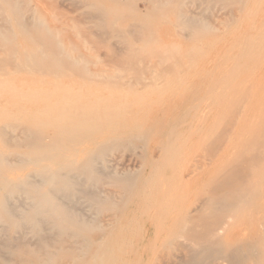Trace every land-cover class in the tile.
<instances>
[{
  "label": "bare ground",
  "instance_id": "1",
  "mask_svg": "<svg viewBox=\"0 0 264 264\" xmlns=\"http://www.w3.org/2000/svg\"><path fill=\"white\" fill-rule=\"evenodd\" d=\"M116 1L117 3L121 2V0ZM129 1L131 0L126 2L129 3ZM152 1L157 10L155 12L162 11L159 14L164 13V15L167 10L166 6L171 3L175 4L180 9L178 11L179 17H176L177 20H181L180 25L186 22L185 26L191 23V25L195 24L196 28L197 24L202 23L201 21L206 18L201 9H186L187 0ZM198 1L200 2V0ZM207 1L208 3H215L219 0ZM222 1L224 0H221V3ZM225 1L232 7L229 11L232 22L236 21V17L242 9L241 7L250 1V36L245 38L246 41L240 45V52L236 55L237 57L234 55L236 59L233 58L231 67L226 68L224 66L226 69H222L223 67L221 69L215 68L214 70L219 69L216 73L213 70V73L217 75H211V77H209L210 74L208 75L209 80H212L213 83L208 85L203 97L198 96V89H195L196 92H193V95L191 94V99L195 95L200 100L195 101L193 99L194 101L191 100L193 101L192 104L186 101L189 106L182 101L185 107L179 108V111L176 110L177 106L172 102L166 107L164 110L166 113L163 114L169 116L170 113L176 112L174 114L176 119L172 122V127L179 124L175 125L178 119V121H182L183 117L186 118L185 115L187 117L190 115L195 119V117L197 118V111L207 112L208 110L209 112L207 108L211 105L216 106V114L220 115L219 117L215 114L218 122L222 118L220 119V128L218 126V129L216 128V131H214L216 134L212 133L211 135L213 136L211 145L214 148L213 151L223 150L227 158L224 164H220V169H216L218 174L216 176L212 175L214 176V178L210 177L212 180L209 178L211 182L207 194L201 195L205 192L201 190V193L199 190V198H196L195 203L187 209L186 202H189L187 201L190 196L189 193L188 197L186 196L187 199L185 198V202L181 197V192L175 194L177 193L176 190L174 193L171 190L160 188L162 182H166V178H169V172L178 165L180 166V158L185 157L182 154L185 139L180 145L182 139L179 140L181 136L178 135L179 132H184L180 130L183 129L185 124L179 125V132L176 128L171 129V127L168 130H162L164 127L160 129L162 132L159 134L158 141L160 146L166 148V151L162 149L164 153L161 154L162 156L165 154V156L163 159L160 155L159 158L163 160L162 162L159 161V164H157L158 158L156 159L157 166H154L155 170H152V172L150 170L149 175L142 176L136 172L142 177H134L136 174L117 172L109 158L111 152L116 148L119 149V146H129L136 142V139H147L145 137L147 134L142 128L144 123L140 120V116H136L140 111H136L137 114L132 111L135 104L140 103V100L135 98L140 94L136 86L133 85L135 83L130 81H132V78L134 80L140 78L135 79L129 74L131 78L129 77L130 79L126 80L128 83H116L117 79L122 81L123 78L111 76L107 79L116 81L114 83L110 82L107 87L99 88L100 85L93 88L87 87V89L79 92L74 91L71 88L72 86L69 87L71 84L63 86L65 83L63 85L57 83V85L51 84L54 86L51 87V85H47V80V84L43 83L44 79L41 81L39 76L47 71H51L49 73L58 72V76H60V72L67 74V71H73L77 72L76 74H83L86 77L85 79H90L92 73L87 64H82L77 58L64 54L62 44L54 37L55 34L53 35L49 27L40 18L36 17L29 0H0V5L4 8V17L11 23L16 24V28L18 27L20 30L19 33H22L27 42L30 43V49L34 51L32 55L27 57H19L18 52H21L22 45L18 42L16 28L0 26V264H148L146 247L155 243V240L159 237L163 240V246L174 241L179 243L177 253L174 257L164 260L163 263L165 264H264V113L263 108L260 110L262 101L257 99L258 93H253L262 87L261 84H264V0ZM122 3L125 4L123 1ZM101 8H99V12L97 11L98 8H96L97 10L94 8L95 11L92 16L102 24L110 13L102 11ZM163 8L166 9L165 12ZM175 10L177 11V9ZM205 12L207 13V11ZM116 13L115 10L113 15L115 16ZM125 13L123 14L125 15ZM150 16L152 17L151 14ZM125 17L129 18L127 13ZM131 18H136L137 21L139 19L144 20L141 11L140 13L137 12L136 17ZM206 20L204 22H207ZM104 23L106 22H103V27L94 26V32L97 28H103L111 33L109 31L111 25L107 26L111 23H107L105 26ZM129 24L131 23L129 22ZM136 26H131L132 29H128V32L137 35L141 33L138 38L143 37L144 41L148 34L145 30L146 26L145 28L142 26L144 33H142L143 31L140 32L141 26L139 28ZM185 28H188V26ZM201 28L195 30L192 27L193 31L200 34L204 32V30H201L205 27ZM98 29L96 33H98ZM192 29H188L190 33H194ZM198 30L201 32H198ZM206 30L205 28V32ZM102 31H99L101 35L103 34ZM150 33L148 36H150ZM98 34L95 35L98 36ZM126 35L128 34L122 37L125 40L124 42H122L123 40L120 41L121 36L119 34L117 36L120 38L116 34L115 37L116 40L119 39L117 40L119 44L124 45L122 52L127 47L128 54H130L131 49L129 48L132 45L128 40L132 37V34H129V37H126ZM100 38L103 39L104 37L101 36ZM138 38L137 40H139ZM242 38L244 39V37ZM102 39L101 42H103ZM133 39H131L132 42ZM101 42H97L98 46L101 45ZM234 44L231 46L234 47ZM102 45L105 46L104 43ZM110 46L113 47L109 48L113 49L115 55H112L114 58H110L114 60L119 52L122 59H115L117 60L115 63L117 65L123 64L120 60L126 63L128 60V58L127 60L124 58L126 53L122 54L121 49L117 51L119 47L117 45ZM139 48L137 49L139 50ZM235 48L232 49V52L235 51ZM230 51L227 55L229 57L232 53ZM131 53L132 56H138V52L137 55L132 51ZM153 54H155L154 50ZM163 54L162 52L161 55L158 54L159 61L162 60L161 56H164ZM166 55L169 56V53H166ZM150 56L152 58L153 55ZM133 57H131L132 59L129 57L130 61L137 59L139 56ZM163 58L165 59V57ZM227 61L230 62L229 59ZM125 63L123 66L128 67L130 65L128 70L126 69L127 73L131 72L132 64L128 63L129 65H127ZM164 64L163 62V68L166 67ZM123 66L120 65L119 67L125 70ZM169 67L172 66L169 65ZM142 70L146 72V69ZM123 72L121 73L123 74ZM165 72L167 73V71ZM171 72H174V70ZM174 73L173 75H175ZM165 74L163 75L166 76ZM49 75L51 76V74ZM173 75L169 78L173 77L174 79L175 77L174 80H176L178 76ZM68 77L70 79L69 75ZM94 78L96 77L94 76ZM83 81H81L82 84H84ZM101 81H104V79ZM139 83H141V79L140 82L138 81ZM169 83L167 84L169 85ZM171 84L172 86L178 85L176 81L175 84L173 82ZM202 84H205V82ZM92 85L95 86L93 83ZM86 86H90V84L87 83ZM162 90L164 91V89ZM142 94L143 92L141 96ZM146 94H148V91ZM87 95L91 98L86 99L85 96L87 97ZM174 95L172 96L175 97ZM145 96L147 98V95ZM147 99H150V97ZM196 102L197 106H195ZM142 104L140 107L141 113H143L142 118L147 123L151 109H144ZM151 108L153 107L151 106ZM195 112L196 116L194 115V117ZM132 113L136 114L134 115L138 117L139 121L135 117L137 122L132 125L130 131L131 127L127 126L130 125L127 124L130 121L127 119V115ZM181 113L183 117L180 119ZM202 117L201 120H203ZM135 118L131 116L129 119ZM192 118V122H196L197 119L193 120ZM200 119L199 123L202 122ZM206 121L207 119L205 123ZM213 123L217 124V121L215 120ZM198 124L196 126L194 124L193 127L199 128L200 125ZM188 126L192 127L191 123ZM191 127L188 128L192 129ZM206 128L208 127L206 126ZM148 129L146 127V131ZM193 129L190 131L195 130ZM146 144L144 142V146ZM198 144L200 145V143ZM195 150L197 151V148ZM206 151L210 152L212 148H208ZM189 153L190 151L186 155ZM210 154L213 155L214 152ZM189 156L193 157L192 154ZM225 156L222 158L224 159ZM140 157L144 160L146 156L141 155ZM181 160L183 164V159L181 158ZM178 161L179 164H177ZM188 162L185 160L184 166L186 163L188 165ZM153 164L150 162L151 167H153ZM215 165H213V168ZM180 168L173 170L175 174H172V177H176L173 175H177L176 173ZM141 171L143 174L144 166ZM180 171L183 172L182 169ZM183 175L181 174V178ZM178 176L180 177V175ZM107 179L117 183V185H123L128 191L127 194L129 195L122 198L124 202L121 209H124V212L120 213L121 210H118V213H120L118 217L115 219L106 218L105 220L84 214L82 212L84 207L81 209L83 202L92 207L90 211L94 209L96 211H107L108 209L111 211V208L114 207L117 198L98 189L102 181ZM182 181L184 182L182 184L177 183V186L184 187L186 181L184 179ZM168 182L170 181L167 180L166 184ZM204 182L205 180L202 181V184ZM163 184L165 183L163 182ZM206 184L208 187V182ZM202 186L204 187V185ZM197 188L195 190H198ZM160 189L163 190L161 194L159 193ZM182 189L180 188L181 191ZM184 190L186 191V189ZM181 204H185V207L183 208ZM128 209L130 211L126 212ZM97 213L100 214V212ZM101 215H104V212ZM155 246L156 249L155 251L153 249V251L156 253L162 243L159 247ZM160 250L159 252H162Z\"/></svg>",
  "mask_w": 264,
  "mask_h": 264
},
{
  "label": "rangeland",
  "instance_id": "2",
  "mask_svg": "<svg viewBox=\"0 0 264 264\" xmlns=\"http://www.w3.org/2000/svg\"><path fill=\"white\" fill-rule=\"evenodd\" d=\"M122 1L125 2V4H123V3L121 4ZM126 1L128 2V0H126ZM126 1L121 0L120 3L119 2L117 3L116 0H96V1L95 0H87V2H86V0L85 1L84 0H29V4L33 8L36 17L40 18L49 27V29L51 30L53 35L55 34L54 37L57 40H59L60 43L62 44V47L64 49L63 50L64 54L70 55L73 58H77L79 60V62L82 64H87L90 72L92 73V77L90 79H85L86 77H84L83 74H76L77 72L75 73L73 71H67L68 72L67 74L65 72H60V74H59L60 76L57 75L58 72L57 73H49L51 71H49V72L47 71L45 73L43 72L39 77H40L41 81H42V79H44L45 82H44V80L42 82L45 84L48 83L47 85H51V84L57 85V83L58 84L61 83L63 85L65 83V85H63V86H66V85L69 86V84H71L69 87L72 86L71 88L76 92L87 89V87H89V88H93L96 86L99 87V85H100L99 88H104L105 86L107 87V84H110V82L114 83L116 81V80L107 79V77L111 78V76L112 77H122L123 80L125 81L124 82L123 80L120 81L119 79H117L118 81H116V83H118V82L128 83L126 80L130 79L131 77H135V79L139 77L141 79V83H139V84H138V81L140 82V79L134 80L132 78L131 79L132 81H130V80L129 81L134 82L135 84H133V83L132 84L135 85L136 89L139 91L140 95L135 96V98L139 99L140 103L141 102L143 103V104L142 103L141 104H142L144 109L145 108L151 109L150 113L148 114L149 115L148 122L146 123V121L142 118L143 113H141V110H140V107H141L140 103L137 102L135 104V106L133 107L132 111H135V112L140 111V113L138 112V114L136 112L137 115L135 113L134 114L138 117L140 116L139 117L140 120L143 121L144 127H142V128L144 130L143 129L142 130L147 134V135H145V137L147 139L140 140V139L135 138L137 140V141L136 140L135 141L138 144H134V143H136V142H134V143L130 144L132 147L130 145L129 146H126V145L119 146V149L116 148V149H114L116 151L113 150L111 152V154H110L111 156H109V158L111 160V163H112L114 169L119 173L126 172V173H130L131 175L136 174L134 177H142L145 175H149L150 170H151V172H152V170H155L154 166H157V164H159V161L162 162V160L164 159L163 157L165 156V154L163 156L161 155L162 153H164L163 150L166 151V148H164V146L163 147L160 146L159 141H158V138H160L159 134L162 132V130H166V129L168 130L169 127H171V129L176 128V130H178L177 132H179V130H180L179 125L181 126V125L185 124L184 127L188 130L189 133L182 126L183 129L181 128L180 131L183 130L184 132H179V134H178L179 137L180 136L182 137V138L181 137L179 138V140L182 139L179 143L180 145H181V142H183V140L185 139L183 142L184 145L182 144L183 145L182 146V148H183L182 154L185 155V157L183 155H181V156H183V157H181L183 159V164H182V160L180 158L179 161L181 164H180V166L178 165L179 168L182 167L180 169H182L183 172H181L180 169H178V172H181V173L177 172L176 173L177 175H173V176L177 177L178 175H180V177L179 176L177 178L172 177V174H175V172L173 170H177L178 167L173 168L169 172V175H170V176L168 175L169 178H166V182H167V180H169L170 182L172 181V183L170 184V182H168L166 184V182L163 181L165 184H163V182H162L160 188H163V190H168V191L171 190L174 193L176 190L177 193H175V194H178V192L179 193L181 192L180 193L181 197H182V199H184L185 202L187 199L186 196L189 193L190 198L187 196L188 197L187 201H189V202H186V204H187L186 208L188 209L190 206H192L195 203L194 201L197 200L196 198H199V195H198V194H200V193H198L199 190H200L199 192H201V190H202V192H205V193L201 192L202 193L201 195L207 194V191L209 190L210 182H211L212 178H214V176H216V174H218L217 170L220 169L221 165L224 164V161L227 158L224 155L223 150L218 149L220 151H218V150H217L218 152L213 151L214 148L211 145V140L213 139L212 138L213 136H211V135H212V133L216 134L214 131H216V128L220 125V123H221L220 119H222V118H220L219 122H218V120L216 119V115H217L216 110H215L216 106L211 105V107L213 106L214 108L213 107L207 108V109H209V112H208V110H207V112L197 111L198 112L197 118L195 117L196 112H195V114H193V116L195 115L194 117L197 120L192 118V116H190V115H188L189 117H187L185 115L186 118H184L182 113H181L182 116L180 115V119H181V117H183V119H182V121L181 120L180 121L182 123L180 121H178L179 120L178 119L176 121L177 123H175V125L178 123L179 124L177 126L174 125L175 127H172L173 126L172 122L175 121L174 119H176L174 117V114L176 112L170 113L169 116H166V115H163L164 113H166V112H164V110L166 109L167 106L172 104V102L175 103V105L177 106L176 110L179 111V108L185 107V104L183 106L184 102L187 104V106H189L188 105L189 103L190 104L193 103V101H194L193 99H195V101L200 100L199 97L200 98L203 97V95H204L203 93L207 91L206 89H207L208 85L209 84L211 85V83H213V82H211L212 80H209L208 75L210 74L209 77H211V75L212 76L217 75L214 73H216L222 67H223L222 69H226V68L232 66V61L234 59H236L235 58V57H237L236 55H238V53L240 52V50H239L240 45L246 41L245 38L250 36V1L247 2V4L245 6L241 7L242 9L240 10L239 15L236 17V21L232 22L231 18L229 17V11L232 7L230 5H228L227 1H225V0L222 1V3H221V0H219L218 2H215V3H208L207 0H202V1L200 0V2L198 0H187V5L185 6L186 9H189V10H200L201 9V11L204 13L203 15H206L205 16L206 18L203 19V21H201L202 23H200V22L199 23L197 22L198 24L196 23L198 26V27L196 26V28L200 29L201 27L199 28V26H204L207 29L205 32V28L204 27H202L204 29L201 28L202 29L201 31L204 30L205 34H204V32H202L200 34V33H196L195 31H193L192 27H194V29L196 30V28L194 26L195 24H192L193 25L192 26L190 23V25L192 27L189 25V23L186 24L188 26V28H185V27H187V26H185L186 22L182 23L183 25H180L181 20L180 21L177 20V18L179 17L178 11L180 9L175 4L171 3L170 5H167L166 6L167 10L165 8H163L164 12L166 10L165 15H167V16L165 17L164 13H162L163 16H162V14H159L162 11L161 12H155L157 10L155 9L154 3L152 0H131V1H129V3H127ZM119 4L121 5V7ZM134 4H135V6H134ZM94 8H95V10H97L96 8H98V10H97L98 12H99V8H101V9H103L102 11L110 13L109 16L107 17L106 21H103V22H106V23H104V26L107 23H111V24H107V26L108 25L112 26V27L108 26L109 31H111L112 34L109 33L106 29L105 30L103 28L98 29L100 26L103 27L102 26L103 22L101 24L97 18H94L92 16V13H94V11H95ZM139 9L141 11V15L144 16L143 21H142V19H143L142 17H141L142 19L138 18L139 19L138 21L136 18H134V17H136L137 12L140 13ZM175 9H177V11ZM115 10L117 13L114 16L113 14H114ZM173 10H175L176 12ZM125 11L128 14L129 18L125 17V15H126ZM205 11H207V13ZM123 13H125V15ZM168 13H170V14H168ZM150 14L152 15V17L150 16L151 18L149 17ZM177 14H178V16H177ZM131 17H133L135 20L132 19ZM118 18H120V19H118ZM95 19H97V20L95 21ZM121 20L124 22H122ZM205 20L207 22H204ZM93 22H95L96 24ZM129 22L131 24H129ZM123 23H125L126 26ZM138 23H140V24H138ZM202 24H204V25H202ZM135 25H137L136 26L137 28H139L141 26L140 32L143 31L142 26H144V28L146 26V28H145V30H147L146 32L148 34L151 32L150 36L152 35L151 37L153 39L150 36H148V34H147V36H146L147 40L144 38V41H143V39H142L143 37H142L141 38L142 41H140L141 39L138 38L139 37L138 35H140L141 33L138 35L133 34V32H132L133 30L131 31L132 33H129L128 31L132 29L131 26H135ZM205 25H207V26H205ZM0 26H11L13 28H16L15 23H13V22L11 23L10 21H8L4 17V8H2V6L0 8ZM94 26L98 27L97 29H98L99 34L96 33L97 29H95V32H94ZM119 26H121V27H119ZM113 29L115 30L116 33L114 32ZM119 29H122V30H119ZM150 29H151V31H150ZM188 29H190V30L192 29V31L194 33H190V31ZM16 30H17L16 32H18V35H17L18 42L21 43V45H22V48H20L21 52H18L19 57H21V56L27 57L28 55H32V53L34 51L30 49V47H29V46H31L30 43L27 42L26 38L22 35V33H19L20 30L18 29V27L16 28ZM100 30H103L102 35H101V32H99ZM186 30H188V31H186ZM201 31L198 30V32H201ZM104 32H105V34H104ZM144 32L145 31H143L142 33H144ZM152 32H154V33H152ZM113 33H114V36H113ZM19 34H21V35H19ZM95 34H98V36ZM115 34H116V36L118 34L121 36L120 41L123 40L122 42L125 41L122 38V37H125V34H128V35H126V37L127 36L129 37L130 36L129 34H132L131 35L132 37H130L131 39L136 38L135 40L133 39V42L131 41L130 38L128 40V41H130V43L132 45L130 48L128 47L129 49H131L130 50L131 55L128 54L129 51L127 50V47H126V50L124 51L128 55V56L126 54L124 55V58H126V60L128 58V60L126 62L127 65H129L128 63L132 64V66H131L132 69H130L131 67L129 68L131 70V72L129 71V73H127L128 72L127 70H128V67L130 65L128 67L125 65L123 66V64L125 62L123 60H120L123 62V64H118V65L119 66L122 65L124 67L123 69H125V70H122L115 63V61H117L115 59H117V58L122 59V56L120 55L119 52L117 53L118 56H116L114 60L111 59V58H114L113 56H115V55L113 53V49L111 50V48H109V47H112L110 45H113V46L117 45V47L119 46L118 48L116 47L118 49V50L117 49L116 50L119 51L121 49V52L123 50L122 48H124L123 47L124 45L122 43H120V44L118 43L117 40H119V39L116 40ZM193 34H195V35H193ZM202 34H204V35H202ZM144 35H146V34H144ZM191 35H193V36H191ZM101 36L104 38L103 39L100 38ZM242 37H244V39ZM96 38H98V39H96ZM118 38H120V37H118ZM137 38L139 40H137ZM101 39L103 42H101ZM150 39H152V40L150 41ZM106 40H107V42H106ZM96 41L99 43L101 42V45L99 44V46H98V43ZM145 41H147V42H145ZM102 43H104L105 46H103ZM132 43H134V44H132ZM94 44H96V45H94ZM232 44H234V47H232L233 46ZM125 45L128 46L126 43H125ZM238 46H239V48H238ZM137 48H139V50ZM234 48H235V51L233 50L234 52H232V49H234ZM230 49H231V51H230ZM25 50H27V51H25ZM153 50H154L155 54L157 53V55L153 54ZM157 50L159 53L157 52ZM131 51L133 53H135V55H137L136 53L138 52L139 57L138 56H136V57H138L139 60L137 58L135 60L130 61V59H132L131 57L134 56V55L132 56ZM229 51L232 52L231 53V55L233 54L232 57H231V55H230V57L227 56V55H229V53H228ZM30 52H31V54H30ZM124 52H122V54ZM161 52H162V54L164 52L165 55H166V53L167 54L169 53V56L168 55L165 56L163 54L164 56H161L162 60L159 61L158 60L159 59L158 54L161 55ZM146 53H147V55H146ZM109 54H111V55H109ZM107 55H109V56H107ZM148 55H149V57H148ZM150 55H153L152 58ZM234 55H235V57H234ZM129 57H130V59H129ZM136 57L134 56L133 58H136ZM156 57H158V58H156ZM163 57H165L166 60ZM141 58H142V60H141ZM150 58H151V61H150ZM227 58L230 60V62L227 61L228 60ZM144 61H146V62L144 63ZM162 61L165 63L164 64V66H166L165 68L162 67L163 66ZM154 64H155V66H154ZM169 65H171L172 67H169ZM224 66H226V68H224ZM215 68H219V69L214 70ZM120 69H121V72L124 71L125 73L123 72V74H122L120 72ZM142 69H144V70L146 69V72L143 71ZM162 69H163V71H162ZM172 69L174 70L175 73L171 72V71H173ZM11 70H13V69H11ZM110 70H111V72H110ZM213 70L215 71L214 73H213ZM160 71H162V72H160ZM165 71H167V73ZM173 73L178 76V78L176 80H174L175 77H174V79H173V77L169 78L173 75ZM49 74H51V76ZM117 74H119L120 76ZM129 74L131 77L129 76ZM163 74H165L166 76H164ZM68 75L70 76V79H69ZM81 75L83 78L81 77ZM122 75H124V76H122ZM175 75H173V76H175ZM94 76L96 78L93 79ZM72 79H74V80H72ZM95 79H97V80H95ZM99 79H100V81H99ZM102 79H104V81H101ZM171 79H172V81H171ZM76 80H78V81H76ZM83 80H85V81H83ZM88 80H91V81H88ZM81 81H83L84 84H82ZM166 81H169V82L171 81V82L169 83ZM175 81L178 84L177 86L175 84ZM80 82H81V84H80ZM86 82L88 84H90V86H86L87 85ZM172 82L175 85L172 86V84H171ZM203 82H205V84H202ZM92 83L95 84V86L92 85ZM167 83H169V85L171 84V87ZM74 84H76V85H74ZM77 84H78V86H77ZM53 85H51V87H54ZM83 85L86 87H84ZM183 85H185V86L182 88ZM261 85H262V87L258 88L257 90H255L253 92L254 94L258 93L257 99H261V101L263 103V105H262V103L260 104V106H261L260 110L262 108L264 109V84H261ZM188 86H190V87L188 88ZM48 87H50V86H48ZM167 87H168V90H167ZM162 89H164V91ZM180 89H181V91H180ZM191 89H192V91H191ZM195 89H198L197 91L199 92V94H198L199 97L194 95L193 98L191 99L193 92H196ZM147 91H148L149 95L146 94ZM150 91H151V93H150ZM142 92H143V94L141 96ZM152 92H153V94H152ZM161 92H163V93H161ZM157 93H159L160 95H158ZM144 94L147 95V98L150 97V99H147ZM174 94H177L179 96L174 95ZM172 95H174L175 97H173ZM89 97L91 98V96H89ZM89 97H88V95H87V97L85 96L86 99H88ZM143 97L145 98V100ZM168 99L170 102L168 101ZM191 100H193V101H191ZM203 100H210L211 101L213 99H203ZM160 101L162 102V105H161ZM182 101H183V103H182ZM186 101L189 103H187ZM166 102H167V105H166ZM151 106L153 108H151ZM195 106H197V102H196ZM263 109H262V111L264 113ZM160 110H162V111H160ZM211 110H212V112L210 114ZM205 113L208 115H206ZM134 114L132 113L131 115H127L128 116L127 119L130 120L127 123V124H130V125H127V126L131 127L130 131L132 129V125L135 122L139 121L138 117H136ZM200 115H201V117L203 116L202 117L203 120L200 119L201 118ZM131 116H132V118L136 117L137 121H135L136 118L132 119V120L129 119V118H131ZM214 116H215V118H213ZM217 116L220 117V115H217ZM151 117L152 118L154 117V118L152 119ZM190 117L198 123H199V119H200L203 123L202 122H200L201 124L197 123L198 125H200V127L194 128L197 124H196V122H192ZM205 117H207V118H205ZM169 118L172 120H170ZM206 119H207V121L205 123ZM215 120L217 121L218 125L213 123V121H215ZM189 121H191V122H189ZM156 122H158V123H156ZM168 122H169V124H168ZM190 123H191L192 127L188 126ZM194 124H195V126L193 127ZM213 124L216 126L215 128H214ZM206 126L210 129L206 128ZM146 127H147V129L149 128L148 131H146ZM162 127H164V128H162ZM188 127H191L192 129L194 128L195 130L194 129L193 130L195 132L190 131L192 129H190ZM161 128H162V130H160ZM218 128H220V126ZM204 129H206V130H204ZM127 130L129 131V128ZM203 132L205 135L203 134ZM206 132H207V134H206ZM217 132H219V130H217ZM180 133H184V134L180 135ZM208 133H210V134L208 135ZM192 136H193V138H192ZM154 138L156 139V141H154L155 140ZM207 138H209L210 141ZM188 139H189V141H188ZM143 141L145 142V144L147 142V144L145 145L146 147L144 146ZM198 143H200L201 146ZM196 144L199 146H197ZM191 146H193L194 148ZM207 147L209 149L212 148V151H210V152L206 151L208 149ZM145 148H147V149H145ZM190 148H191V150H190ZM196 148H197V151L195 150ZM198 150H200V151H198ZM189 151H190V153L188 155H186ZM194 152H195V155H194ZM212 152H214L213 155L210 154ZM191 154L195 158H193L192 156H189ZM141 155L142 156L144 155V157L146 156L145 158L143 157L145 161L143 159H141V157H140ZM160 155L162 156L163 159L159 158V157H161ZM151 156L154 158L153 160L151 159L152 158ZM187 156H188V158L190 157L189 160H188ZM213 156H214V159H213ZM223 156H225L224 159L222 158ZM157 158H158V163L156 160ZM185 160L189 161L188 165H187V163L185 164L186 167L184 166ZM211 160H213V161L210 162ZM179 161L177 164H179ZM150 162H152V164L154 163L155 165L153 164V167H151ZM208 163H210V164H208ZM211 164H212V166H211ZM215 164H217L218 166ZM193 165H194V167H192ZM213 165H215L214 168H213ZM143 166H144V172L142 174L141 168L143 170ZM183 167L185 168V170ZM199 167L200 168L203 167V168L200 169ZM138 168H139V170H138ZM217 168H219V169H217ZM203 170H205V171L203 172ZM207 170H208V173H207ZM136 172L140 173L142 176L140 174H137ZM198 173H200V174H198ZM181 174H184L182 177L186 181L184 184L188 185L190 188L188 186L186 187L184 184H183L184 187H180L181 185L177 186V183L182 184V182H184V181H182L183 179L181 178ZM195 174H197V175H195ZM212 175H214V176H212ZM171 177L173 180L171 179ZM210 177H212V178H210ZM180 178H181V180H180ZM107 180L102 181V183H101L102 186L100 184V186H98V189H101L102 192L105 191L104 193L107 195H111V196L114 195V198H117V199H115L114 207L111 208V211H109V209L107 211L106 210L96 211V209H94L93 211L92 210L90 211V209L92 207H90L87 203H86L87 204L86 205L85 202H83L81 209L83 207L85 208V209L84 208L82 209V212L84 214H87V215L89 214V216L93 215V216L99 217L101 220L102 219L105 220L106 218L115 219L116 217H118L120 215V213H122V211L124 210V209L123 210L121 209V206L124 202L122 198L123 197L125 198L126 196L129 195V194H127L128 191L125 189V187H123V185L118 184L119 186H121V187H119L117 185V183L111 182L109 179H107ZM178 180H179V182H178ZM204 180L206 183L208 182V184H209L208 187H207V184L205 182L204 183L206 185L204 183L202 184V181H204ZM106 182H108V183H106ZM200 183L202 185H204V187ZM114 185L115 186L117 185V186L115 187ZM172 185H174V186H172ZM198 185H200V186H198ZM178 187H179V189H178ZM180 188H183L182 191L180 190ZM196 188L198 190H195ZM203 188H205V189H203ZM124 189L126 192L124 191ZM184 189H186V191ZM190 189H191V193H190ZM163 190L160 189L159 193L161 194V192ZM194 190L197 192H195ZM192 192H193V194H192ZM184 195H185V197L183 198ZM180 203H182V202H180ZM182 206L184 208L185 204ZM118 210L119 211L121 210L120 213H118L119 212ZM105 211H106V214H105ZM129 211L130 210L128 209V211H126V212H129ZM92 212H94L95 214ZM97 212H100V214ZM103 212H104V215H101V214H103ZM87 215H85V216H87ZM98 215H101V216H98ZM162 241L163 240L159 237V239L157 238L155 240V243H152V245H154V246L156 245L155 247H159L160 243H162V246L158 248L160 250L161 248L166 247V248H163L160 250L162 252H159V250L157 249L156 253H155L154 251L156 248H154V246H152V245H148L146 247L147 255H148V256H146L147 257L146 260H148V264H165V263H163L164 260L166 261L168 258L170 259V258L174 257L175 253H177V250H178L177 246L179 244L178 241H174L170 244L166 243L167 245L164 244L165 246H163ZM156 242H157V244H156ZM167 248H168V250H167ZM153 249H154V251H153ZM165 249L167 252L165 251ZM64 263H66V262H64Z\"/></svg>",
  "mask_w": 264,
  "mask_h": 264
}]
</instances>
